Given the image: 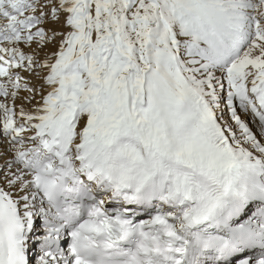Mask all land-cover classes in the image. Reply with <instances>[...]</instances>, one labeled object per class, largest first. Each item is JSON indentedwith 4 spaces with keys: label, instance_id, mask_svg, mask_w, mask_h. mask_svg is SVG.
Here are the masks:
<instances>
[{
    "label": "snow or ice",
    "instance_id": "snow-or-ice-1",
    "mask_svg": "<svg viewBox=\"0 0 264 264\" xmlns=\"http://www.w3.org/2000/svg\"><path fill=\"white\" fill-rule=\"evenodd\" d=\"M0 264H264V0H0Z\"/></svg>",
    "mask_w": 264,
    "mask_h": 264
},
{
    "label": "bare ground",
    "instance_id": "bare-ground-1",
    "mask_svg": "<svg viewBox=\"0 0 264 264\" xmlns=\"http://www.w3.org/2000/svg\"><path fill=\"white\" fill-rule=\"evenodd\" d=\"M246 119L250 120L251 118L250 117H245Z\"/></svg>",
    "mask_w": 264,
    "mask_h": 264
}]
</instances>
